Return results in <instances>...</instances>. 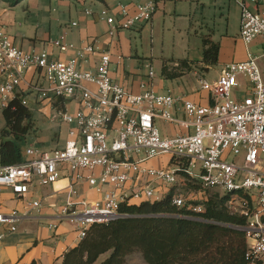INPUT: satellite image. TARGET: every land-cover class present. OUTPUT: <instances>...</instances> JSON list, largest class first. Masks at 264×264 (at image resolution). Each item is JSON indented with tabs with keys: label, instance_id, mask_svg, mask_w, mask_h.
I'll return each mask as SVG.
<instances>
[{
	"label": "built area",
	"instance_id": "2783aa9c",
	"mask_svg": "<svg viewBox=\"0 0 264 264\" xmlns=\"http://www.w3.org/2000/svg\"><path fill=\"white\" fill-rule=\"evenodd\" d=\"M238 3L240 36L245 44L261 37L260 56L264 57V7H259V0ZM117 7L118 13L108 6L98 12L107 22L109 36L150 21L157 2L119 1ZM85 12L92 13V8ZM53 43L61 50L74 47L60 38ZM89 54L98 61L87 69L83 67L87 61L82 60ZM260 56L248 52L246 59L226 63L215 79L200 76L201 88L210 95V101L202 104L185 95L157 92L152 86V65L147 79L140 83L143 90L132 92L113 79L111 53L95 41L81 46L68 59H58L46 48L24 49L0 23V107H7L17 97L28 105L27 93L33 91L37 101L52 107L51 119L68 125L62 146L43 148L30 143L21 161L0 165V189L9 186L24 195L35 186L67 177L69 194L59 213L76 224L82 239L92 223L123 216L119 210L122 202L164 197L155 180L174 186L172 203L177 207L203 211L202 196H196L194 188L185 191L178 185L182 174L200 189L218 188L229 194V210L246 217L238 227L247 237L250 264H264V74ZM241 76L248 81L244 87ZM21 85L25 86L20 90ZM239 87L247 92L244 98L237 96ZM70 101H74L73 109H69ZM178 101L184 118L173 114ZM156 117L177 121L187 131L163 134ZM141 149L144 155L139 154ZM162 154L171 155L177 167L144 164ZM197 164L198 173L194 171ZM84 182L101 195H82L79 185ZM193 194L195 197L189 196ZM32 205L41 207V199L33 200ZM18 216L17 209L0 212V221L14 222ZM16 227L11 225V229Z\"/></svg>",
	"mask_w": 264,
	"mask_h": 264
},
{
	"label": "crops",
	"instance_id": "0c3cea01",
	"mask_svg": "<svg viewBox=\"0 0 264 264\" xmlns=\"http://www.w3.org/2000/svg\"><path fill=\"white\" fill-rule=\"evenodd\" d=\"M119 1L138 3L146 0H57L58 7L52 8L57 13L46 15L45 20L42 17L47 27L39 30L40 26H37L32 36L17 38L14 35V41L26 50L46 48L51 56L58 59H68L76 55L81 46L95 41L102 50L111 53L109 70L113 79L132 92L143 90L140 83L147 79L149 65L155 71V64L161 72L158 76L155 71L151 79L157 92L185 95L202 104L210 101V95L201 88L200 76L207 78L215 67L217 73L212 77L215 79L226 63L244 60L248 52L261 55L252 45L256 41L262 50L260 38L245 44L240 36L241 6L238 0H156L157 9L150 21L132 28H121L114 36H109L106 33L107 22L100 18L98 12L101 7L108 6L118 13ZM3 4L6 2L0 1V6ZM29 5L38 7L39 0H31L26 8L29 9ZM88 7L92 8V13L85 12ZM259 7H264V0H259ZM73 21H77V24H73ZM209 34L220 44L216 64L208 65L203 70L194 67L174 78L163 75L162 68L168 60L178 63L180 59L187 58L204 65L203 38ZM57 38L73 43L74 47L61 50L53 43ZM87 58L82 60L87 61L83 67L94 68L98 57L89 54ZM259 61L264 74V57L260 56ZM142 65L144 68L140 71ZM30 72L28 77L31 76ZM240 80L242 87L248 83L242 76ZM24 86L21 85L19 89ZM173 114L186 117L181 101L175 104ZM155 122L163 134L187 131L177 121L156 117ZM4 126L5 118L4 122H0V131ZM33 130H36L35 123ZM5 138L14 139L15 136L11 134ZM165 156L152 157L144 164L163 166L166 164ZM68 182L67 177H61L53 183L35 186L24 195L16 194L9 186L0 189V212H10L12 209L19 212L14 222L0 221V264H63L64 253L81 240L76 224L60 217L59 213L69 194ZM154 185L163 194L174 189L173 185L159 180H155ZM79 189L84 196L101 195L86 182L80 184ZM196 191V196H202V189L197 188ZM37 198L42 201L41 207L32 205ZM12 224L17 226L16 229H11Z\"/></svg>",
	"mask_w": 264,
	"mask_h": 264
},
{
	"label": "trees",
	"instance_id": "16d2710c",
	"mask_svg": "<svg viewBox=\"0 0 264 264\" xmlns=\"http://www.w3.org/2000/svg\"><path fill=\"white\" fill-rule=\"evenodd\" d=\"M0 1L15 5L22 0ZM203 43L204 65L187 58L178 63L168 60L163 65V75L174 78L194 67L203 70L216 64L219 42L209 34L204 36ZM3 115L0 163H16L23 159L16 139L33 130V111L17 97L3 108ZM11 134L16 139L5 138ZM209 189H202L205 209L201 212L174 205L173 190L154 201L122 202L119 210L124 215L92 223L86 236L64 253L63 264H95L108 251L109 255L98 264H126L127 255L134 250H140L148 264H250L246 256L247 237L238 227L246 217L229 210V194L209 195Z\"/></svg>",
	"mask_w": 264,
	"mask_h": 264
},
{
	"label": "rangeland",
	"instance_id": "374dc122",
	"mask_svg": "<svg viewBox=\"0 0 264 264\" xmlns=\"http://www.w3.org/2000/svg\"><path fill=\"white\" fill-rule=\"evenodd\" d=\"M50 1H52V3H50ZM29 2H31V0H23L22 2L15 5H10L9 3L6 2V4L0 6V23L5 24L7 28H9L12 31L9 32L13 35V37L14 35L17 38H20L23 35L32 36L37 26H40L39 30H41V28L43 27L44 28L47 27L44 26L46 23V21H44L46 15L49 16L57 13V11L52 10L53 7L55 6L58 7L57 0H39L38 7H31L32 5L31 6L29 5L30 10L26 8ZM42 17L44 18V20ZM258 38L262 40L261 37ZM25 41H27L26 37H25ZM252 45L254 50L257 49L256 50L257 54L262 53V50L258 48L256 41ZM259 63H261V61H259ZM143 66L144 65H142L141 68H139L140 71H142V68H144ZM154 67L157 75L160 76L161 75L160 68H158V66L155 64ZM216 73H217L216 68L213 67L211 69V73L208 74L207 78L210 80L213 79L212 77ZM50 94L53 95V92L50 91ZM246 95L247 92L244 91L242 87H239L237 91L238 98H244ZM27 97H28V105L33 111V121L35 123L36 130H31L24 138L21 139L15 138L22 152L25 151V147L30 143L39 145L43 148H53L56 146H62L67 139V131H68L67 123L61 120L51 119L50 113L52 112V107L47 106V103L43 100L37 101L33 91L27 93ZM73 108H74V101H70L69 109H73ZM2 111L3 108L0 107V122H4V116ZM139 154L144 155L145 150L141 149ZM164 155H166L165 165L177 167V164L172 161L171 155L169 154H164ZM194 171L197 173L200 171L199 164H197L194 167ZM178 185L181 188H184L185 191L188 188H194L195 190L198 188V185H196L190 179L187 180L186 177L182 174L180 175V181ZM208 193L209 195L218 193L220 196L225 194L222 190L218 188H210L208 190ZM189 196L195 197V194ZM109 253L110 251L101 254L95 264H98L102 259L108 256ZM126 264H148V262L145 260L140 250H134L127 255Z\"/></svg>",
	"mask_w": 264,
	"mask_h": 264
}]
</instances>
